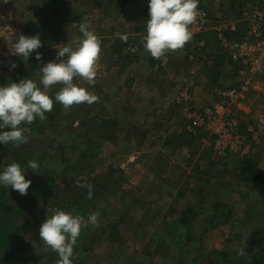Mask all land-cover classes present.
I'll use <instances>...</instances> for the list:
<instances>
[{
  "label": "rangeland",
  "instance_id": "obj_1",
  "mask_svg": "<svg viewBox=\"0 0 264 264\" xmlns=\"http://www.w3.org/2000/svg\"><path fill=\"white\" fill-rule=\"evenodd\" d=\"M44 2L45 0H0V85L6 84L5 77L11 72L12 64H16L22 58L12 54L15 41L21 34L27 36L29 25L39 20ZM95 2L98 0L65 1V11L60 14L61 19L52 22L54 26L52 37L45 46L46 55L43 57L45 60L43 65L50 61L59 62L57 48L67 44L73 49L78 47L80 37L73 36L70 29L64 32L65 23L61 26L59 23L64 19H77L73 24L79 26L83 21L90 20L94 14L93 8L97 4ZM232 3L242 4L233 7ZM258 3L264 4V0H198V7L204 10L212 21V25L208 27L210 29L206 35L192 37L183 48L169 51L164 55V57L168 55V59L163 65L172 62L178 67L179 72L177 81L172 82V92L163 94L157 107H160L161 111L164 107L168 111L166 114L173 119L169 121L170 130H174L171 132L170 141L173 145L177 140L184 141V135L191 140L184 141L193 150L190 159L195 167L191 170V174L197 173L204 179L194 187L200 186L199 189L202 188L203 191L194 192L195 188L186 182L182 186L179 185L181 194L168 193L161 197L162 195H158L160 188L157 186V181L140 184L145 166L140 165L136 170L123 167L130 146L122 137L130 134L131 131L125 132L131 130L128 129V125L137 123L136 115L129 112V116H122L124 115L122 109L124 111L125 107L120 104L118 96L103 91L101 84L103 76L106 77L107 74L98 65L94 83L79 81L82 87L97 97L94 103L75 105L73 110L62 108L63 105L57 103L49 114L53 117L52 121L37 119L33 122L32 129L28 133L29 141L26 144L18 147L12 144L11 151L1 152L3 161L0 162V170L14 162L25 166L29 160H36L40 165L38 173L28 169L26 179H30L32 184L27 195L22 196L10 187H0L4 194L1 200L3 207L0 208V219L3 217L10 219L8 229L10 236L14 238L16 264H57L58 253L47 246L39 234L47 214L51 216L54 209L71 212L82 217L86 222L90 213L99 212L97 223H88L82 229L74 247V264H138L144 259L145 264H186L182 259V254L186 250L193 254L192 258L197 264H240L236 257L240 256L247 247L244 245L242 248V240H248L251 234L261 236L264 232V185L254 188L244 184L239 178L237 157L228 153L218 155L213 147L218 135L210 127L208 128L207 124L198 126L196 121L201 119L192 117L197 115V109L214 110L217 103L222 102L218 92L228 90L240 81L236 73L238 67L234 62L229 61L215 28L232 25L236 30L230 31L231 39L227 33L226 37L230 40H241L247 30L244 21L245 7ZM101 17L112 20L116 16L107 13L106 16ZM97 20L101 21L98 17ZM59 26L60 32H54ZM114 29L116 33H112ZM121 29L112 28L109 31L104 29L101 32L107 33L114 41L117 32L119 33ZM146 32L147 30H143L136 36L130 35L132 40L130 39L129 45H135L137 38H141ZM97 34L102 35L99 30ZM67 35L70 37H66ZM143 44L144 41H141L140 49L134 56L125 48L121 49L123 61H131V58L138 56V62L144 64L143 60L148 61L149 52L145 50L146 57L142 54ZM105 53L107 55V52ZM218 56H224L220 66H216ZM40 75L38 74L34 79L38 84ZM164 76H167L166 73H159V79ZM185 79L188 80L187 84ZM61 87L62 85L59 84L51 87L48 94H55ZM185 87L186 89L189 87L188 95L185 101L179 103L178 97ZM245 95V100L231 103L232 114L220 122V125L235 122L232 124L235 126L237 122L239 123L240 130L246 133L245 136L249 140L254 139L256 146L253 152L257 156L260 168L264 171V136L256 137L255 132L252 135L248 130L260 116H264V75L251 81ZM159 97L160 95L155 96V98ZM115 108L118 114L115 113ZM42 127H45V130ZM157 127L161 128L160 124ZM152 131L157 133L162 130ZM179 131L183 135H179ZM133 141L137 146H142L140 136ZM148 143L149 141L146 147ZM246 147L245 142L238 149L242 148L239 151L243 153L246 152ZM2 148L4 145L0 146L1 150ZM159 148L158 145L156 149ZM247 154H250V150ZM216 181L221 185L215 192ZM195 183L196 179L193 180V184ZM81 184L93 186L92 198L88 197V189L81 187ZM162 187L173 186L168 184ZM140 188L144 189L141 194L138 193L137 196L132 194ZM154 190L156 191L153 192ZM151 201L153 205L150 204ZM219 202L231 206V211L227 213L230 218L222 219L225 221L223 223L218 221L212 223L204 212L209 209L214 210L215 204ZM189 206L201 211L194 220L193 240L196 241L194 243L186 245V242L177 240L178 238L174 240L168 238L171 237L169 236L171 228H169V232L160 231L163 232L162 234L166 233V236L161 238V244L168 248L162 250L160 248V251H156L157 245L153 238L155 239L157 235L152 234L154 229H151L150 234L127 235L126 233L130 226H136L140 222L145 223L146 211H160L162 217L166 216L164 220L169 218L167 222H170L171 215ZM164 223L162 224L161 221L159 225L164 226ZM239 232L243 234L240 239L236 236ZM178 236L180 233L175 235ZM200 239H204L201 242L202 249L192 251L198 248L197 241ZM149 252L153 253L148 257ZM0 264H4L1 256Z\"/></svg>",
  "mask_w": 264,
  "mask_h": 264
},
{
  "label": "clouds",
  "instance_id": "obj_2",
  "mask_svg": "<svg viewBox=\"0 0 264 264\" xmlns=\"http://www.w3.org/2000/svg\"><path fill=\"white\" fill-rule=\"evenodd\" d=\"M198 16V0H149V19L144 48L154 58H161L169 51L181 49L192 38L190 25ZM82 39L77 48L67 45L57 48L59 62L50 61L40 67L39 84L32 79H22L0 85V144L20 146L29 141L31 125L35 120H46L47 112L54 108V102L62 104L65 109L87 103L91 105L97 97L82 87L80 80L94 83L97 76L98 61L101 55V42L89 29L86 22L79 25ZM127 41L128 37L118 34ZM43 47L40 35L21 34L14 43L12 54L29 60L35 52L37 60L42 59L38 51ZM66 58V59H61ZM16 65L13 63L12 68ZM62 85L55 96L49 90ZM9 129V130H5ZM40 165L36 160H29L22 166L18 162L7 165L0 170V187L11 188L25 196L32 184L26 179L28 169L38 173ZM88 189V197L93 196L91 184H81ZM99 212L88 215L87 222L78 215L60 209L47 214L46 221L40 227L42 241L58 253L57 264H74V247L82 229L88 223L96 224Z\"/></svg>",
  "mask_w": 264,
  "mask_h": 264
},
{
  "label": "crops",
  "instance_id": "obj_3",
  "mask_svg": "<svg viewBox=\"0 0 264 264\" xmlns=\"http://www.w3.org/2000/svg\"><path fill=\"white\" fill-rule=\"evenodd\" d=\"M95 3L98 4L99 8L97 4L94 6V14L86 23H88L89 29L98 36L101 42L102 51L98 65L108 76H103L101 84L103 91L105 90V93H110V95H115L120 98V104L125 107L124 111L122 109L124 114L122 116H129V112H133L136 115L135 121L137 123L127 126L128 129H131L126 141L130 146V151L125 156L123 167L126 166L127 168L136 170L140 165L145 166L144 176L141 177L140 180L142 181L140 184L143 182L148 183L150 181H157V186L160 188L158 195H162L161 197L168 193H175L176 195L181 194L179 185L182 186L186 184V182L190 184L189 186L195 188L194 185L198 186L204 179L197 173H194V175L191 174V170L195 167L194 162L190 159L191 151L193 150L184 141L177 140L174 145L173 142H170L172 139L171 132H174L173 129L170 130V122L173 119L166 114L168 111L165 110L164 107L162 111L160 107H157L159 99L161 101V97L172 92L171 86L173 85V80L174 82L177 81V73L179 72L177 69L178 67L172 62L163 65V62L168 59V55L157 59L152 57L149 53L148 61L146 59L143 60V64L142 62H138L137 59L139 56L137 58H131V61L125 62L120 54V50L124 49L125 45L129 44L132 40L130 35L133 34L132 36H136L138 32L147 30V20L150 18L149 0H109V2L98 0V2ZM236 6V3H234L233 7ZM107 13H112L117 18L114 17L112 20H105L101 17L102 15L106 16ZM97 17L101 19V21H98ZM76 20L77 19H74V22L68 21L69 23H66L64 26V32L70 29L73 36L80 37L78 38L80 41L82 39V34L79 32V26L78 24H73L76 23ZM124 27L125 29L123 30ZM112 28H122L119 33L117 32L114 41L107 33L101 32V30L104 31L105 29V31H109ZM98 30L102 35L97 34ZM112 33H116V30L114 29ZM118 34L127 35L128 41L122 40ZM202 35H206V33ZM66 37L70 36L67 35ZM105 52H107V55ZM142 54L145 57L147 56L145 48ZM155 62L158 64L155 65ZM160 72L162 74L166 73L167 76L159 79ZM196 89L198 90V88ZM159 95V98H155V96ZM115 113L118 114L117 108H115ZM158 117L160 118L158 119ZM156 122H160L161 128L157 127L159 124ZM145 124H147V126ZM135 129H137V131H135ZM155 129H160L162 131L154 133L152 130ZM179 135H183V133ZM138 136L142 138V146L140 147L133 141V139H136ZM143 136L145 138H143ZM148 141L147 147L150 148L146 147ZM158 145L160 148L156 149ZM153 155H155V157H153ZM194 179H196L195 184H193ZM168 184L173 187H162ZM199 188L200 186L195 189L199 190ZM142 190L144 189L140 188L137 192H133L132 194L137 196L142 193ZM155 191L156 190L153 192ZM150 204L153 205L152 201ZM146 212L145 223L142 224V222H140L136 226H130L128 231H126L127 235L129 233H134L133 235L140 233L150 234L152 233L151 229H154L152 234L157 235L155 236V241L156 239L160 240L161 234L169 228H176L179 219L182 217V211H177L175 215L170 216L171 221L167 222L169 218L164 220L166 216L162 217L160 211L154 210V212ZM197 217L198 216H196V218ZM161 221L162 224L165 222L164 226L159 225ZM160 231L163 232L160 233ZM155 244L159 245L157 242H155Z\"/></svg>",
  "mask_w": 264,
  "mask_h": 264
},
{
  "label": "trees",
  "instance_id": "obj_4",
  "mask_svg": "<svg viewBox=\"0 0 264 264\" xmlns=\"http://www.w3.org/2000/svg\"><path fill=\"white\" fill-rule=\"evenodd\" d=\"M66 0H45L44 4H43V9L41 11L39 20L34 22L33 25H29L28 30L26 31L27 36H34L39 34L41 41L43 43V47H41L38 51L42 54V59L41 60H37L35 58L36 53L34 52L32 54V56L29 58V60L21 58L19 59V61L15 64L16 67L13 69L11 67V72L8 73V75L5 77L6 80V84L11 83L12 81L15 82H19L22 79H32L34 80L38 74L40 73V67H43V63L45 62V60L43 59L44 55H46V51H45V46L47 41H50L51 39V32L53 30V25L52 22L58 19H61L60 14L62 15V12L64 10V7L66 5L65 3ZM237 1V0H236ZM64 4V5H63ZM240 4H236V5H241ZM233 6V4H232ZM199 8V7H198ZM58 9V10H57ZM65 11V10H64ZM56 19V20H55ZM68 21H73L72 20H62L59 24L61 26V24L63 25L64 23H69ZM63 22V23H62ZM60 26L59 29L55 30L54 32L57 33L60 32ZM65 26V25H64ZM230 31L229 30L227 33V36L230 38ZM201 35H198L197 37H200ZM243 37V36H242ZM138 40L140 38H137ZM231 39V38H230ZM137 42V41H135ZM56 43V41H55ZM129 47V44L125 45V50H127ZM228 59L230 62L233 63L232 60V56H231V52L229 49L225 48ZM128 52V50H127ZM130 54V53H129ZM132 55V54H131ZM134 56V54H133ZM224 61V56H218L217 57V64L216 66H220ZM238 69H239V65ZM236 69V67H235ZM236 73H237V69H236ZM238 74V73H237ZM219 76V74H217V77ZM211 79V78H210ZM240 80V79H239ZM214 81V80H212ZM5 84V85H6ZM241 82L239 81L237 83V85L235 86H240ZM60 90V89H59ZM50 96L54 97L55 94H50ZM57 106V103H54V107ZM64 108V107H62ZM74 106L69 108V110H73ZM50 112L46 113L47 119H50L51 121L53 120L52 115ZM33 124V123H32ZM32 124L28 125V127L30 129H32ZM43 130H45V127ZM137 131V129H135ZM131 130H127L125 132H129ZM124 132V133H125ZM187 134V133H186ZM184 135V141L186 140H190L187 139ZM127 136H123L122 139L127 141ZM143 138H145L143 136ZM191 141V140H190ZM186 143V142H185ZM12 144H8V145H4V148H2L3 150L0 149V162H2V156L1 152L6 151L7 153L9 151H11V146ZM0 146H3L2 144H0ZM256 144L254 143L253 146L250 148V154L247 153H240L238 155H235L234 152H228V154L230 155H234L237 157V164L239 165V178L241 179V181L246 184L247 186H252V187H257L260 185H264V171L260 168L259 163L257 162V156L254 155V148H255ZM205 182H207L208 184V180H206ZM211 184V181H210ZM218 184V186H217ZM214 189L215 192L218 191L220 189V185L221 183L219 181L214 182ZM193 191L195 192L196 189H193ZM200 192L203 191V189H199ZM3 192L2 189L0 188V208L1 206L3 207V204H1V200L4 198L3 197ZM124 195V194H123ZM122 197H120L121 199ZM216 205V206H215ZM214 206V210L213 209H209L207 210L206 213L208 215V217L210 218L211 222H225L222 219L226 220L228 218H230V215H227L228 212L231 211V206L227 205L223 202H219L218 204L216 203ZM213 210V211H212ZM212 212L214 214H212ZM199 214H201V211H196V209L194 210L192 207H187L182 211V217L179 219V223L178 226L176 228H172L170 230L171 234H169L168 237L172 240L178 238L177 240H182L184 241V243L186 242V245H188V243H194L196 242L195 240H193L194 237V227H195V218L196 216H198ZM212 214V215H211ZM1 218V217H0ZM8 224H10V219H8L7 217H3V219H0V256L2 257V260L4 261V264H16V252H15V243H14V238L12 236H10V230L8 229ZM4 228V229H3ZM4 230V231H3ZM4 232V233H3ZM117 232V231H116ZM168 233V232H167ZM180 233V236L175 237L176 234ZM5 234V237H4ZM241 234V235H240ZM168 235V234H167ZM166 233L162 234V237H165ZM192 236V239H191ZM236 236L239 237V239L241 237H243L242 233H238ZM158 239H156V242L158 244L162 243V239H160L159 241H157ZM204 239H200L197 242L199 244H197L198 248H195L192 251H199L200 249H202V244L201 242ZM155 241V239H154ZM242 248L244 247V245H247V247L243 250V252L240 254V256L236 257L239 259L240 264H264V232H262L261 236H255V234H251L249 236V239H243L242 242ZM160 248L162 250V248H168L165 245H157V249L156 251H160ZM167 250V249H166ZM153 252H149L148 253V257L150 256V254H152ZM193 254L191 252H188L187 250L185 251L184 254H182V259L185 260L186 264H197L195 263L194 259L192 258ZM145 258H147L145 256ZM193 259V260H191ZM145 260V259H144ZM144 260L141 263L138 264H145ZM191 260V261H190Z\"/></svg>",
  "mask_w": 264,
  "mask_h": 264
},
{
  "label": "built area",
  "instance_id": "obj_5",
  "mask_svg": "<svg viewBox=\"0 0 264 264\" xmlns=\"http://www.w3.org/2000/svg\"><path fill=\"white\" fill-rule=\"evenodd\" d=\"M244 21L247 25L246 33L241 40L237 41L230 40L226 37V31H228V29L232 32L236 30L234 26H218L215 28L219 33V39L223 43L222 46L230 50L233 62L239 65L237 73L241 85L218 92L222 102L217 103L214 110L207 109L206 111H200L197 109V115L192 117L193 119H201L199 121L195 120L198 126L207 124L208 128L210 127L212 131L218 135L215 144L213 145L212 143L218 155H225L230 151L241 153L239 149L242 148L238 149V147L243 146L245 142L247 143V150L243 153H248L254 143V139L249 140L245 136L246 133L240 130L238 122L235 126L232 125L235 122L228 125H220V122L232 114L230 110L231 103L235 104L238 101L245 100V94L251 81L258 76L264 75V4L247 5L244 12ZM211 25L212 21L207 13L201 8H198L197 18L193 24L189 26L192 37H197L198 35L206 33L210 29L208 27ZM146 35L147 32L141 36L140 41H137L138 43L135 42V45H129L127 50L130 54H136L137 51H139L140 42L144 41ZM185 82L187 84L188 80L185 79ZM186 87L178 97L179 103L186 100L189 89V87L188 89H186ZM248 130L252 132V135L255 132L256 137L264 136V116H260L257 122Z\"/></svg>",
  "mask_w": 264,
  "mask_h": 264
}]
</instances>
